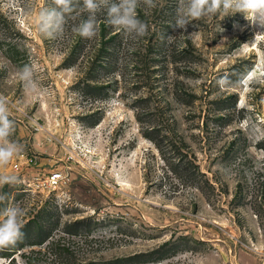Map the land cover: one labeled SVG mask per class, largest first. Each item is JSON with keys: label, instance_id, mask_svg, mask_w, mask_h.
Instances as JSON below:
<instances>
[{"label": "rangeland", "instance_id": "374dc122", "mask_svg": "<svg viewBox=\"0 0 264 264\" xmlns=\"http://www.w3.org/2000/svg\"><path fill=\"white\" fill-rule=\"evenodd\" d=\"M155 3L137 8L144 37L73 33L80 0L49 39L36 24L52 0H0V94L22 146L0 167L17 178L0 211L26 213L0 264H264V26L221 9L173 29L179 0ZM60 167L57 189L24 188Z\"/></svg>", "mask_w": 264, "mask_h": 264}, {"label": "clouds", "instance_id": "9594fccd", "mask_svg": "<svg viewBox=\"0 0 264 264\" xmlns=\"http://www.w3.org/2000/svg\"><path fill=\"white\" fill-rule=\"evenodd\" d=\"M53 7H46L38 14L36 24L39 33L49 39L63 36L69 19L76 20L73 15L80 4V0H52ZM141 4L148 8L156 6L155 0H83L82 11L87 17L73 24L71 31L80 37L91 39L97 35V13L106 11V23L120 29L126 37L140 38L148 33V24L137 16V8ZM221 9L227 15L237 12L245 14L253 24L264 26V0H179L177 19L170 26L187 31L193 20L215 15ZM163 39V37H161ZM171 42L170 38L169 41ZM19 81L27 82L29 92H36L37 85L33 81V69L25 64L19 74ZM221 86L227 84L226 78L217 81ZM7 97L0 94V167L6 165L14 155H17L22 146L9 139L15 128L14 119L9 118ZM13 175L0 173V185L16 182ZM6 197L0 194V202ZM25 210L19 206H7L0 211V249L13 247L22 240L24 233L23 217Z\"/></svg>", "mask_w": 264, "mask_h": 264}, {"label": "built area", "instance_id": "2783aa9c", "mask_svg": "<svg viewBox=\"0 0 264 264\" xmlns=\"http://www.w3.org/2000/svg\"><path fill=\"white\" fill-rule=\"evenodd\" d=\"M15 167H19V163L15 164ZM67 178V172L64 167L55 168L48 171L47 175L42 177L40 174H35L31 180H29L24 187L27 190L37 191L45 190V187L49 191L57 189L61 186Z\"/></svg>", "mask_w": 264, "mask_h": 264}, {"label": "trees", "instance_id": "16d2710c", "mask_svg": "<svg viewBox=\"0 0 264 264\" xmlns=\"http://www.w3.org/2000/svg\"><path fill=\"white\" fill-rule=\"evenodd\" d=\"M83 1V0H82ZM99 28L102 30V31H105L107 30L108 28H111L112 26L109 25V27L107 26V24H105V22L101 21V23H99Z\"/></svg>", "mask_w": 264, "mask_h": 264}]
</instances>
